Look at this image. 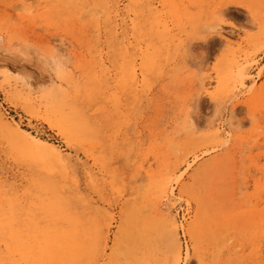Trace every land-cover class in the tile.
Segmentation results:
<instances>
[{
    "label": "rangeland",
    "instance_id": "1",
    "mask_svg": "<svg viewBox=\"0 0 264 264\" xmlns=\"http://www.w3.org/2000/svg\"><path fill=\"white\" fill-rule=\"evenodd\" d=\"M0 60V264H264V0H0Z\"/></svg>",
    "mask_w": 264,
    "mask_h": 264
},
{
    "label": "bare ground",
    "instance_id": "2",
    "mask_svg": "<svg viewBox=\"0 0 264 264\" xmlns=\"http://www.w3.org/2000/svg\"><path fill=\"white\" fill-rule=\"evenodd\" d=\"M3 61V60H2ZM0 62H1V60H0ZM5 62H2V64H0V75H2L3 77H5V78H11V77H13V74H14V72H13V70H11L10 68H9V66H7L6 64H4ZM11 67V66H10ZM12 68V67H11ZM13 69V68H12ZM29 86V85H28ZM54 99V98H53ZM51 100V99H50ZM57 100V99H56ZM51 104V103H50ZM53 110V109H52ZM56 112V111H55ZM63 116V115H62ZM61 116V114H60V117H62ZM62 119V118H61ZM66 119V118H65ZM0 121H2V119L0 118ZM6 122V121H5ZM66 122H67V119H66ZM1 124L3 125V126H5V127H7V126H11V124H7V123H4V122H1ZM67 125V124H66ZM69 125H71L70 123H69ZM214 125V124H213ZM18 126V125H17ZM19 127V126H18ZM18 127H16V125H15V130H17V132H20V133H22V134H24L25 136H27L30 140H32V141H35L37 144H40V145H44V146H50L53 150H54V152H55V154H56V156L58 157V158H61V154H60V152L59 151H57L56 149H55V146H53V145H51V143H49V142H47V141H43V140H41V139H39V138H37L36 136H34L33 134H31L29 131H27V130H25V129H22V128H18ZM57 129H58V132L60 133V134H62V135H64V136H67V134L68 133H66V128H65V126L62 124V123H59V126L57 127ZM218 129H220V128H218L217 127V130ZM71 130V129H70ZM72 131V130H71ZM69 132V131H68ZM70 133V132H69ZM77 133V132H76ZM218 135L219 134H221L220 132H216ZM74 135V134H73ZM77 135V134H76ZM77 137V136H76ZM12 204V203H11ZM13 208V207H12ZM56 208V207H55ZM55 208H53V209H55ZM57 209H59L58 207H57ZM56 209V210H57ZM58 211V210H57ZM54 213V212H53ZM17 214V213H16ZM59 214V213H58ZM18 215V214H17ZM57 215V214H56ZM15 216V215H14ZM18 217H19V215H18ZM31 220V219H30ZM19 221V220H18ZM17 221V222H18ZM39 221V220H38ZM74 221H76V220H74ZM12 222V221H11ZM34 223V222H33ZM173 225V224H172ZM1 226H3L2 224H1ZM174 226V225H173ZM7 227V226H6ZM5 227V228H6ZM12 228H13V225L11 226ZM70 227V226H69ZM2 228V227H1ZM27 228V227H26ZM31 228H32V226H31ZM30 228V229H31ZM37 228V227H36ZM35 228V229H36ZM79 229V228H78ZM173 229V228H172ZM26 230V229H25ZM39 230H41L40 228H39ZM64 230V229H63ZM69 230V229H68ZM68 230H66V231H68ZM70 230H71V228H70ZM38 231V230H37ZM36 231V232H37ZM71 231H73V230H71ZM3 232H5V231H3ZM26 232V231H25ZM52 233V232H51ZM64 233V232H63ZM72 233V232H71ZM6 234V233H5ZM4 235V234H3ZM67 235V234H66ZM14 236V235H13ZM62 236V235H61ZM65 236V235H64ZM16 237V236H15ZM22 237H24V236H22ZM34 237V236H33ZM37 237V236H36ZM42 237V236H41ZM69 237V236H68ZM52 238V237H51ZM76 238V237H75ZM14 239H16V238H14ZM37 239V238H36ZM41 239V238H40ZM64 239V238H63ZM62 238L60 239V240H63ZM69 239V238H68ZM12 240V239H11ZM18 240V239H17ZM25 240V239H24ZM65 240H67L66 238H65ZM69 240H71V239H69ZM14 241H16V240H14ZM40 241V240H39ZM38 241V242H39ZM42 241V240H41ZM47 242V241H46ZM61 242V241H60ZM21 243V242H20ZM37 242H35V245H37L36 244ZM55 243H56V241H55ZM65 243V242H64ZM67 243V242H66ZM65 243V244H66ZM39 244V243H38ZM72 244V243H71ZM52 245V244H51ZM177 245V244H176ZM47 246V245H46ZM24 247V246H23ZM45 247V246H44ZM29 248V247H28ZM37 248V247H36ZM47 247H45V249H46ZM54 248H55V246H54ZM59 248V247H58ZM72 248V247H71ZM75 248V247H74ZM77 248V247H76ZM19 249H21V248H19ZM24 249V248H23ZM34 249V248H33ZM44 249V250H45ZM47 249H49V248H47ZM22 250V249H21ZM25 250V249H24ZM56 250V249H55ZM69 250V249H68ZM42 251V250H41ZM74 251V250H73ZM76 251V250H75ZM177 252H176V254H175V256H174V261L176 262V264H177V261H179L180 259H179V249L178 250H176ZM44 252V251H43ZM31 253H33V252H31ZM60 253V252H59ZM42 254V253H41ZM61 254V253H60ZM72 254H74V252H72ZM76 254V253H75ZM74 254V256H76ZM27 255H29L28 253H27ZM45 255V254H44ZM49 255V254H48ZM66 255V254H65ZM71 255V254H70ZM73 256V257H74ZM30 257V256H29ZM70 257V256H69ZM68 256H67V259L69 258ZM23 258H24V256H23ZM32 258V257H31ZM64 258H66L65 256H64ZM75 258V257H74ZM34 259V258H33ZM44 259V258H43ZM73 259V258H72ZM179 259V260H178ZM26 260H27V258H26ZM49 260V259H48ZM36 261V260H35ZM38 261V260H37ZM69 261V260H68ZM48 262V261H47ZM75 262L76 261H74V264H75ZM13 263H15V262H13ZM32 264V263H31Z\"/></svg>",
    "mask_w": 264,
    "mask_h": 264
},
{
    "label": "clouds",
    "instance_id": "3",
    "mask_svg": "<svg viewBox=\"0 0 264 264\" xmlns=\"http://www.w3.org/2000/svg\"><path fill=\"white\" fill-rule=\"evenodd\" d=\"M212 30H214V29H212Z\"/></svg>",
    "mask_w": 264,
    "mask_h": 264
}]
</instances>
